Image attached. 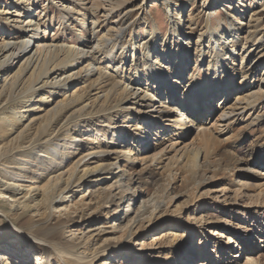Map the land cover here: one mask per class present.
Instances as JSON below:
<instances>
[{
    "label": "rangeland",
    "instance_id": "1",
    "mask_svg": "<svg viewBox=\"0 0 264 264\" xmlns=\"http://www.w3.org/2000/svg\"><path fill=\"white\" fill-rule=\"evenodd\" d=\"M11 1L0 0V41L2 39L6 41L20 39L23 33L19 26L7 19V15L1 13L2 9L14 11V5H11L14 3ZM31 1L33 3V9L30 11L31 16H35V20L39 19L48 23V28L45 31L47 43L79 46L82 39L94 40L93 36H90V32H87V29H82L80 25L75 26V31L60 27V21L64 18V14L52 3L46 0ZM125 1L126 6L133 11L130 19V24L133 26L126 31L122 41L127 46L134 44V58H132L130 49L124 56L119 55L120 52H116V60L111 62L112 69L119 67L121 70L123 68V73L119 71V75L138 78L139 74H135L134 68L131 67V61L135 62L140 58L139 46L149 39L148 36L151 32L152 43H171V49L174 51L181 48L180 59L178 57L165 59V56H160L159 60L162 58L165 60L162 65L166 67L169 65L168 67L172 69L178 65L182 66L191 76H198L200 83L207 80V84L213 82L214 75L217 76L218 82L224 76L229 77L230 72L226 71L225 65H223L224 69H219L215 65L212 51L208 49V46L212 45L208 43L209 33L220 26L225 19L227 20L231 13L238 19L237 24L241 25V36H245V32L248 31L246 29L248 23L246 12L260 10L259 6L264 2V0H214L213 9H209L206 0H198L195 4L192 3V0ZM98 17L102 26L99 35L105 34L121 20L117 14L112 18L109 17L107 21H104L100 15ZM178 18L180 22H178ZM189 18H192L191 25L187 23ZM260 24L258 36L254 37L244 49L241 45L235 46L236 51L230 60L233 62L234 59H237L236 66L238 64L248 65L252 61V64L259 63L264 70V17ZM173 27L178 28V31H185L187 35H190L192 42H195L201 35L204 39L202 47L204 55L197 59L192 43H190L189 52L185 53L183 49L184 36L182 35L183 37L181 36L182 38L179 40L176 34L170 35ZM215 51L217 54L220 50L215 49ZM153 53L154 50L151 51V54ZM259 53L260 55H258ZM106 54L103 53V56H108ZM184 54H188V57H185ZM240 55H243L241 61ZM126 56V63H123L122 60ZM108 57L110 59L111 55ZM156 57L158 56L154 54L152 59ZM176 59H178L177 63L174 62ZM143 63H146V59ZM16 68L10 71L8 77L15 73ZM148 71L149 68L146 69V72ZM1 79L0 77V91L3 84ZM248 80L249 87L240 90V93L234 95L229 93L227 94L229 98L224 101V93L218 92L213 96L214 98L211 97L209 103L204 104L206 107L201 109L204 111L205 119L209 115L206 112H210V123L215 124L216 118L220 114L218 111L236 108L228 120L218 122L217 128H213V131L209 133L208 142L210 146L213 144L212 148L208 145V155L210 156H207V160L204 161L201 157L198 158L197 162L200 168L196 174L191 173L188 168L183 166V163L178 165L169 162L174 154L170 153L162 160L160 159L161 161L152 164L137 162L131 166L122 160L119 161L115 172H124L126 176L131 175L132 179L129 181L127 178H123L119 183H116V178L102 173L99 177H106L103 181L95 182L90 177H86L84 181L80 182L75 180L69 186V190L65 192L64 201L52 209V224H56L58 219L60 222L68 220L63 227V233L58 238L61 246L64 248L71 246L74 250L76 249L75 253L84 257L85 264H180V262L181 264H264V104L242 115L240 113V110L253 98L259 97L260 93L261 96L264 94V83L259 80V76H253V79L249 76ZM241 81V75L238 74L237 85H240L238 83ZM258 81H260V86ZM149 84L150 88L154 87V84ZM164 86L163 88L166 87ZM234 86L237 87L236 84ZM86 87V83L74 84L70 93L72 90H76L77 94H82L86 91ZM231 95L233 98H230ZM41 97H46L49 104L40 102ZM60 100V97L45 90L27 103L29 105V108L27 107V122H31L30 131L32 130L29 132L30 134H35L40 129V125L46 121L44 118L49 117L48 119H50L54 115V111L59 108ZM181 104H185L187 108L189 103L186 104L183 101ZM19 105L20 102H16V100L9 103L10 107ZM159 117L160 115L157 114L154 117L148 115L146 118L145 128L147 131L144 138L148 142L158 141L160 144L164 137H171L174 133V128L166 127L167 123L163 122L159 126H161L160 130H165V133L163 132L157 137L154 136L153 131L160 123ZM90 122L92 123L89 125L80 124L77 127L84 132L76 145L82 144L89 149L100 146V149H104L105 144L114 141L110 126H104L106 124L98 119H93ZM118 122L120 123L121 119ZM134 124L136 122L129 124L133 127L128 125V128L132 130L135 127ZM118 125L120 126L119 134L121 137L124 136L126 145L136 146V138L130 133V130L127 129L122 133L123 124ZM151 126L154 127L150 128ZM196 133L192 130L190 139H193L192 142L197 147H202L201 138ZM196 135L197 137H195ZM2 143L5 144L7 141H0V144ZM71 151L74 149L67 150L65 159L63 158L61 171L64 182L61 184L62 186L68 180V176L74 172L75 159ZM154 153L149 152V156ZM146 155L142 157H148ZM67 157H69L68 160ZM253 157H257L259 160L250 162L249 159ZM96 161V156L85 159V162L88 163L86 164L90 167L94 166ZM216 161L220 166L216 165ZM51 167L53 166L48 165L46 171ZM27 172L28 180L40 177L42 179L40 184H45L47 181L48 177L45 175L38 176L42 174L41 172ZM75 173L81 174L80 171ZM120 184L125 189L126 196L122 205L117 204L120 196V189H118ZM127 185L129 186L128 190L125 188ZM108 192L115 198L113 204L102 202L104 193ZM15 199L19 203L26 200L20 194L16 195ZM13 200L0 195V220H2L0 223V255L5 256L4 254L9 253L3 264H40L43 257V248L40 244L33 245L31 240L26 238L29 248H20L19 252L17 249L21 247L20 241L14 236L7 235L5 237L4 230L19 233L30 218L47 211L48 201L43 194L33 201L28 200L27 202L30 201L29 204L34 209L24 214L22 210L18 209L16 202L12 204ZM127 208L129 213H125ZM14 221L16 226L13 225ZM230 238L233 239L234 245L227 247L225 244ZM252 241H256V244ZM99 251L101 252L97 255L98 257H95ZM49 264L59 263L55 259H50Z\"/></svg>",
    "mask_w": 264,
    "mask_h": 264
},
{
    "label": "bare ground",
    "instance_id": "2",
    "mask_svg": "<svg viewBox=\"0 0 264 264\" xmlns=\"http://www.w3.org/2000/svg\"><path fill=\"white\" fill-rule=\"evenodd\" d=\"M46 1L52 3L54 7L60 8L61 13L64 14V18L60 21V27L75 31V26L80 25L82 29H87V32H90L94 42L86 38L80 40L79 46L47 43L45 31L48 28V23L39 19L35 20V16H31L30 11L33 9L31 0H12L11 2L14 3L11 4L14 5L13 12H10V9L1 10V13L7 15V19L19 26L23 33L20 39L7 41L2 39L0 41V77L3 83L0 91V141H7L5 144H0V195L14 199L12 204L16 202V206L24 214L34 209L30 206V201L27 202L28 200L33 201L40 194H43L48 201L45 213H39L34 218H30L27 225L22 227L19 233L5 229L4 236H14L20 241L21 247L17 249L19 252L21 251L20 248H29V242L26 241V238L30 239L33 245L40 244L43 248L40 264H49L50 259L57 260L59 264H85L84 257L75 253L76 249L74 250L71 246L64 248L59 243L58 238L63 233V227L68 220L60 222L58 219L56 224H52V209L64 201L65 192L69 190V186L75 180L80 182L84 181L86 177H90L91 180L99 182L106 178H100L99 176L102 174L116 178V183H119L123 178H127V181L132 179L129 174L126 176L124 172H115V168L121 160L131 166L137 162L152 164L161 161L170 153H174L169 162L178 165L183 163V166L188 168L191 173L196 174L200 168L197 162L198 158L201 157L204 161L207 160V156H210L208 155L209 133L217 124L228 120L236 109L233 107L218 111L220 114L214 124L210 123V112L205 111L209 115L206 116V119L204 118V111L201 110L206 107L204 104L209 103L211 97L218 92L224 93V101L229 98L227 94L240 93V90L249 87V76L251 79L253 76H259V80L264 83V74H262L264 70L259 63L252 64L250 60L248 65L238 64L236 66L237 59H234L233 62L230 60L236 51L235 46L241 45L244 49L254 37L258 36L260 22L264 17V2L260 4V10L246 12L248 16L246 29L248 31L245 32V36H241V25L237 24L238 19L231 13L227 20L225 19L220 26L209 33L208 43L212 45L208 46V49L212 51L215 65L219 69L225 67L226 71L229 70L230 72L229 77L224 76L218 82L217 76L214 75L213 82L207 84V80L200 83L198 76H191L182 66L178 65L172 69L168 67L169 65L167 67L162 65L164 59L159 60L160 56H165V59L179 58L181 48L174 51L171 49V43H152L151 32L148 36L149 39L139 46L140 58L136 59L135 62L131 61V67L134 68L135 74H139L140 78L139 76L138 78H130L122 76L123 74L119 75V71L123 73V68L121 70L119 67L112 69L111 62L116 60V52H120L119 55L124 56L130 49L132 58H134V44L127 46L122 41L126 31L133 26L130 24L133 11L126 6L125 0ZM196 2L198 0H192L193 4ZM214 2V0H206L209 9H213L212 4ZM116 14L121 20L105 34L99 35L102 26L98 15L107 21L109 17L112 18ZM179 14L180 11L178 16ZM187 21L191 25L192 18L187 19ZM178 22H180L179 18ZM178 30L176 27L171 28L170 35L176 34L179 40L184 36V52H189V46L192 43L196 58L199 59L203 56L204 39L201 35L197 37L195 42H192L190 35H187L185 31ZM153 39L155 41L154 37ZM215 49L220 51L216 54ZM153 50L154 53L151 54ZM103 53H107L108 56L111 55V58L103 56ZM174 53L175 56H173ZM154 54L158 57L152 59ZM187 55L184 54L185 57H188ZM239 57L241 61L243 55ZM126 58L127 56L123 58V63H126ZM145 59L146 63H143ZM223 65L225 66L223 67ZM15 67H17L15 73L8 77L10 71ZM147 68H149L148 72H146ZM238 74L241 75L242 80L238 83L240 85H237L236 82ZM260 81L257 82L259 86L261 85ZM78 83H86V91L77 94L76 90H72L70 93L71 87ZM149 83L154 84V87L150 88ZM45 90H49L50 93L61 98L59 108L54 111V115L50 119H48L49 117L44 118L46 121L40 125V129L35 134H30L29 132L32 130L30 131L31 122H27V107L29 106L27 103ZM260 94L259 97L253 98L240 110L241 115L264 104V94L262 96ZM12 100L20 102V105L10 107L9 103ZM39 101L49 104L46 97H41ZM183 101L186 104L189 103L187 108L185 104H181ZM157 114L160 115V123L153 131L155 137L165 131L160 130L161 126H159L163 122L167 123L166 127L174 128L171 137H164L160 144L158 141L155 143L148 142L144 138L147 131L145 128L147 116L154 117ZM93 119L105 123L104 126H110L113 138H115L113 142L105 144L104 149H100V146L89 149L82 144L76 145L84 132L77 127L80 124L89 125ZM117 119H121V122L119 123ZM133 122H136L135 127L130 130L128 125ZM118 124H123L122 133L128 129L135 136L136 146L133 144L131 146L126 145L124 136L121 137L119 134L120 126ZM130 127L132 128L133 125ZM109 129L107 130L109 131ZM157 129L160 131L158 132ZM192 130L196 131L201 138L202 147H197L193 144V139H190ZM69 149H74L71 151L75 159L74 172L68 176V180L62 186L61 184L64 182L61 171L63 158L65 159ZM155 150H157L156 153H154ZM149 152L154 154L149 156ZM143 155L148 157L144 156L143 158ZM91 156L97 158V163L92 167L85 162V159ZM256 159L259 160V158L253 157L249 161L252 162ZM217 163L216 165L220 166ZM48 165L53 167L46 171ZM27 171L41 172L42 174L38 176L45 175L48 177L47 181L45 184H40L42 181L40 177H33L28 180ZM77 171H80L81 174L75 173ZM125 188L128 190L129 186L127 185ZM118 189H120V196L117 204H123L126 198L125 189L121 184ZM19 194L26 200L19 203L15 199L16 195ZM102 202L113 204L115 198L110 192L104 193ZM125 211V213H129L128 208ZM1 221L0 223H2ZM15 223L14 221V226H16ZM254 229L256 228L254 227ZM227 241L225 244L227 247L234 245L232 238ZM252 243L256 244V241H252ZM100 252L96 253L95 257H98ZM4 255H0V263L2 264L7 260L6 256L9 253Z\"/></svg>",
    "mask_w": 264,
    "mask_h": 264
}]
</instances>
